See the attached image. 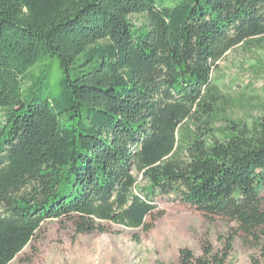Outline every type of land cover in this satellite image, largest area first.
Here are the masks:
<instances>
[{
    "label": "trees",
    "instance_id": "obj_1",
    "mask_svg": "<svg viewBox=\"0 0 264 264\" xmlns=\"http://www.w3.org/2000/svg\"><path fill=\"white\" fill-rule=\"evenodd\" d=\"M262 36L264 0H0V264L51 219L150 229L159 196L264 226V114L224 117L214 84ZM221 240L179 264H232Z\"/></svg>",
    "mask_w": 264,
    "mask_h": 264
},
{
    "label": "rangeland",
    "instance_id": "obj_2",
    "mask_svg": "<svg viewBox=\"0 0 264 264\" xmlns=\"http://www.w3.org/2000/svg\"><path fill=\"white\" fill-rule=\"evenodd\" d=\"M134 19L140 25L144 17ZM44 64L37 65L38 72ZM52 68V74H57V64ZM214 84L225 97L221 107L224 117L263 115L264 36L228 52L214 72ZM52 85H56L55 77ZM145 185L147 181L138 175V188ZM155 203L156 211L146 220L150 229L103 221L104 232L79 233L71 218L47 220L10 264H179L182 248L200 256L203 244L219 249L223 247L221 238L228 235L234 236L229 257L232 264H264V226L247 235L237 222L221 217L210 221L196 208L166 196L157 197Z\"/></svg>",
    "mask_w": 264,
    "mask_h": 264
}]
</instances>
